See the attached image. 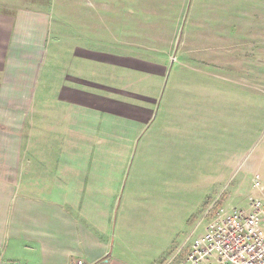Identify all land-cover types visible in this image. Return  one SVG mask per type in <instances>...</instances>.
<instances>
[{"label": "rangeland", "instance_id": "374dc122", "mask_svg": "<svg viewBox=\"0 0 264 264\" xmlns=\"http://www.w3.org/2000/svg\"><path fill=\"white\" fill-rule=\"evenodd\" d=\"M51 1L0 0V58L17 11ZM60 5L59 45L54 59L44 55L43 76L50 81L52 60L72 58L68 45L78 36L91 43L95 30L97 136L136 141L148 124L126 170L127 188L146 195L127 233L116 231L123 242L94 264H179L172 255L205 235L221 209L264 198V0Z\"/></svg>", "mask_w": 264, "mask_h": 264}, {"label": "crops", "instance_id": "0c3cea01", "mask_svg": "<svg viewBox=\"0 0 264 264\" xmlns=\"http://www.w3.org/2000/svg\"><path fill=\"white\" fill-rule=\"evenodd\" d=\"M61 8L52 0L45 10L19 9L1 40L0 264H94L123 242L116 231L127 233L146 195L127 188L126 170L148 124L136 141L97 136L96 31L89 44L74 38L72 58L52 60L51 80L43 76L44 55L54 59L59 45ZM147 199L160 204L157 195ZM193 241L170 261L182 264Z\"/></svg>", "mask_w": 264, "mask_h": 264}, {"label": "built area", "instance_id": "2783aa9c", "mask_svg": "<svg viewBox=\"0 0 264 264\" xmlns=\"http://www.w3.org/2000/svg\"><path fill=\"white\" fill-rule=\"evenodd\" d=\"M249 202L247 209H221L182 264H264V198ZM70 264L88 263L79 258Z\"/></svg>", "mask_w": 264, "mask_h": 264}]
</instances>
